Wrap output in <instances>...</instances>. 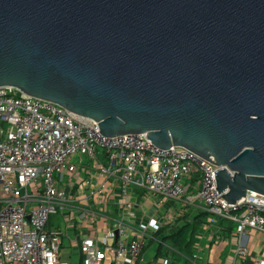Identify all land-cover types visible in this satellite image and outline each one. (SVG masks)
<instances>
[{"label": "water", "instance_id": "obj_1", "mask_svg": "<svg viewBox=\"0 0 264 264\" xmlns=\"http://www.w3.org/2000/svg\"><path fill=\"white\" fill-rule=\"evenodd\" d=\"M211 160L264 194V0H0V86Z\"/></svg>", "mask_w": 264, "mask_h": 264}, {"label": "built area", "instance_id": "obj_2", "mask_svg": "<svg viewBox=\"0 0 264 264\" xmlns=\"http://www.w3.org/2000/svg\"><path fill=\"white\" fill-rule=\"evenodd\" d=\"M99 148L109 162L101 171L119 175L131 215L129 189L138 186L161 195L162 202L201 204L212 215L235 221L241 234L248 228L264 231V194L248 191L237 202H228L217 189L219 167L211 160L182 146L161 148L146 132L104 135L96 120L4 85L0 86V264H70L60 258V231L50 229L48 223L59 211L73 218L83 209L59 184L58 176L73 175L78 161L96 156ZM195 175H199L196 193H189L187 181ZM83 192L94 198L105 194V188ZM85 213L94 224L97 212L86 209ZM161 224L162 220L150 217L131 237L132 226L122 216L115 222L116 230L83 236V264H135L150 231ZM247 255L249 248L240 243L233 264ZM197 256L192 258L194 264ZM157 264L171 261L164 257Z\"/></svg>", "mask_w": 264, "mask_h": 264}, {"label": "crops", "instance_id": "obj_3", "mask_svg": "<svg viewBox=\"0 0 264 264\" xmlns=\"http://www.w3.org/2000/svg\"><path fill=\"white\" fill-rule=\"evenodd\" d=\"M102 166H109L105 151H98L96 156H85L78 161L77 171L73 175L62 174L58 176V182L63 186L68 195L74 198L75 205L82 207V212L72 218L71 213L59 211L51 216L48 223L50 229L58 230L61 234L62 244L60 258L70 264H83V255L80 250L82 237L85 235L103 234L106 230H116L115 222L122 216L130 222L132 230L129 235H136L137 228L146 223L150 217L162 220L161 226L155 231H150L146 247L142 251L135 264H157L161 258L168 257L171 264H174V249L166 245L168 255L158 256L163 249L164 235L180 229L185 223H194L198 217V229L196 232V243L193 245L189 264L192 257L197 254L198 264H233L236 248L240 243L249 248V255L237 260V264H264V231L248 228L244 234L237 230L235 221L212 215L204 206L197 203L184 204L182 201L167 199L161 201L162 196L151 193L145 188L131 186L129 198L133 202L131 209L133 215L125 204L121 194V179L119 175H108L101 171ZM191 185L188 192L194 193L195 180L190 178ZM103 186L105 194L96 197H86L83 192L92 188ZM88 196V195H87ZM148 208L162 209L163 213L148 216L143 210V204ZM86 209H93L97 212L96 222L91 224L87 220ZM61 213L60 215H58ZM177 216L175 219L174 217ZM63 222V223H62ZM157 242V248L149 251L150 245ZM169 248V249H168Z\"/></svg>", "mask_w": 264, "mask_h": 264}, {"label": "trees", "instance_id": "obj_4", "mask_svg": "<svg viewBox=\"0 0 264 264\" xmlns=\"http://www.w3.org/2000/svg\"><path fill=\"white\" fill-rule=\"evenodd\" d=\"M195 180V179H194ZM198 217L194 218V223H185L180 229L175 232L169 230V233H161L164 235L163 240L170 242V247L174 249L173 254L175 255L174 264H189V259L193 245L196 243V232L198 229ZM169 249V248H168ZM159 251L158 256L168 255V250ZM187 257V258H186Z\"/></svg>", "mask_w": 264, "mask_h": 264}, {"label": "rangeland", "instance_id": "obj_5", "mask_svg": "<svg viewBox=\"0 0 264 264\" xmlns=\"http://www.w3.org/2000/svg\"><path fill=\"white\" fill-rule=\"evenodd\" d=\"M99 151H102V149L101 148H99ZM194 179H195V181L196 180H198L199 179V175H195L194 176ZM194 193H196L195 191H194ZM143 204V208H144V212L145 213H147L148 214V216H152V215H159V214H162L163 213V210L162 209H160V210H157L156 208H153V207H151V208H148L147 207V205L146 204H144V203H142ZM61 213H59L58 215H60ZM177 216H175L174 217V219L176 218ZM63 223V222H62ZM166 245H171L170 244V242L167 240L166 242H165V244H163V250H166ZM157 248V242L155 241V242H153L151 245H150V249H149V251L151 252V250H154V249H156ZM193 258V257H192ZM198 260V259H197ZM197 260H196V264H198L197 263Z\"/></svg>", "mask_w": 264, "mask_h": 264}]
</instances>
